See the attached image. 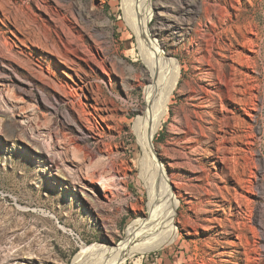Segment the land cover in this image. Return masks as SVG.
<instances>
[{
  "label": "rangeland",
  "instance_id": "rangeland-1",
  "mask_svg": "<svg viewBox=\"0 0 264 264\" xmlns=\"http://www.w3.org/2000/svg\"><path fill=\"white\" fill-rule=\"evenodd\" d=\"M121 3L0 0V264H74L87 247L119 246L131 223L149 216L132 131L146 104L145 65ZM153 4L152 35L182 66L154 141L178 205L176 229L124 264H264V0ZM21 19L35 26L25 30ZM218 68L222 90L212 85ZM194 84L212 95L199 100L205 114L196 117L204 147L180 139ZM235 87L239 110L228 99L219 146L207 120L222 118L216 100L223 90L233 99ZM178 145L200 159L204 185L194 180L201 168L177 159Z\"/></svg>",
  "mask_w": 264,
  "mask_h": 264
},
{
  "label": "bare ground",
  "instance_id": "bare-ground-1",
  "mask_svg": "<svg viewBox=\"0 0 264 264\" xmlns=\"http://www.w3.org/2000/svg\"><path fill=\"white\" fill-rule=\"evenodd\" d=\"M10 6L12 7V5ZM26 6L24 5V7ZM121 6L126 23L133 33V37H136V47H138L137 49L139 51L135 50L134 53L138 54V56L142 59L143 64L145 65V71L140 76H138V81L142 82V84L144 83L145 85L143 92L146 104L141 107V113L132 121V131L136 135V143L144 153L143 157L141 156L139 159H137V165L140 168V177L142 178L148 192L149 200L147 203V207L149 216L148 218L135 219L127 229L126 239L122 243H120L119 246L109 247L94 245L91 247H87L78 255L74 264H124L131 257L147 254L159 249L161 245L167 243V241L170 240L176 229L175 220L178 205L174 201L173 192L166 178L165 170H163L161 168L162 166L158 165L157 163L158 160L154 152V141L156 139L155 137L157 133L163 126V123L167 121V115H170V107L173 103V98H175L174 93L177 90L178 85L182 79V66L177 59L170 57V55L164 50L163 45L152 35L150 25L155 7L153 4V0H122ZM16 12H18V10ZM31 17L33 16L31 15ZM28 22L27 24L24 22L27 25L25 27V30H28L27 28L30 26H35L31 25ZM42 27H44V25ZM29 31L30 32L28 36L31 37L33 35L32 32H34L35 30L32 29ZM43 38L46 37H44L43 35ZM6 49L7 48H5V50ZM5 50L3 51L6 52L7 50ZM13 56H11L12 60ZM225 74V72L222 73L221 68H218L216 71L218 82L212 85L222 90L224 86L223 84L225 83L226 79ZM234 80L236 82L235 86H237L239 84H237V82H239L238 73L235 74ZM203 89H201L197 84H194L193 86L191 85L189 90L185 91L181 115L182 118L179 123L185 129L184 132L180 135V139L191 137V143L194 142L193 139H195L197 141L196 143H198L201 147H204V145L206 144L203 140L205 136L202 138L198 133L196 117L199 113H205L203 111L204 106H202V103L199 102V100L204 97L203 95H205L207 99L212 97L210 92L205 93L206 90L204 91ZM239 92H241V90L235 87L234 93H232L231 91V93L234 95V98L231 99L232 96L229 94L230 92L228 93L226 90H223V95L219 94L220 99L216 100V103L220 104L222 118L212 121L207 120L211 127L210 129L217 134L219 133V135H216L218 137V140L220 139L218 142L219 146L226 143L225 138L230 127V119L227 116L228 109L226 107V105L228 104V99L234 102V104L232 103L234 109L239 110L238 105L241 102L240 98L238 97ZM237 120L238 119L236 118V127L239 126V121L236 122ZM107 152L109 153V151ZM174 154L177 156V159L181 161V165L183 167H191L194 170L199 168L202 169V171L199 172L200 174L197 175L194 180H198V182L201 180V184L204 185L203 179L205 177L206 179H208L210 176L207 175L206 169H204L203 167H198V164H201L200 159H194L196 155L189 152V148L186 145H178L175 148ZM200 177L202 178L200 179ZM196 187H199V185ZM201 197L204 199L209 198L206 194L201 195Z\"/></svg>",
  "mask_w": 264,
  "mask_h": 264
},
{
  "label": "water",
  "instance_id": "water-1",
  "mask_svg": "<svg viewBox=\"0 0 264 264\" xmlns=\"http://www.w3.org/2000/svg\"><path fill=\"white\" fill-rule=\"evenodd\" d=\"M155 152V151H154ZM156 156V155H155ZM157 158V157H156ZM158 161H159V159H157ZM158 163V162H157ZM160 165V164H159ZM161 166V165H160ZM162 168V167H161ZM164 170V169H163ZM166 173V172H165ZM167 178V177H166ZM168 180V179H167ZM168 182H169V180H168ZM170 184V183H169ZM170 188H171V186H170ZM171 190H172V188H171Z\"/></svg>",
  "mask_w": 264,
  "mask_h": 264
}]
</instances>
